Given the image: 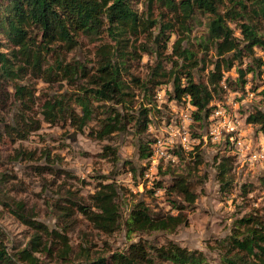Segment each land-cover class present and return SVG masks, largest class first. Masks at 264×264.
Listing matches in <instances>:
<instances>
[{"label": "trees", "instance_id": "16d2710c", "mask_svg": "<svg viewBox=\"0 0 264 264\" xmlns=\"http://www.w3.org/2000/svg\"><path fill=\"white\" fill-rule=\"evenodd\" d=\"M134 1L0 0V110L9 102L14 106L11 120L0 117V134L9 140H25L41 128V122H67L78 132L86 130L95 139L104 140L132 124L135 134L141 136L138 156L145 160L153 142L148 127L156 129L153 121L167 117L154 99L156 90L165 89L162 105L168 118L167 104L179 105L183 96L189 97L195 108L190 130L197 137L198 129L207 125L210 103L224 94L220 85L224 73L231 91H243L249 74L251 91L256 90L253 80L260 77L264 65V0H145L148 10L141 13L135 10ZM156 5L160 11L155 18ZM199 18L204 19L205 32L193 46L188 44L191 24ZM84 43L91 47V59L80 60L74 55ZM153 55L144 76L131 72L144 56ZM195 69H208L202 81L194 80ZM38 81L65 90L37 105ZM256 96L261 98L242 112L246 113L245 123L264 135V89ZM35 108L41 120L36 118ZM103 150V156L115 158L113 148L105 146ZM16 154L25 156L20 151ZM47 154L44 156L49 160ZM202 155L200 145L186 155L178 153V161L188 159L187 169L173 175L166 185L157 182L147 191V198L162 191L168 197L170 211L154 212L146 199L131 205L122 224L127 238L142 233H173L186 223L185 212L197 199L191 175L202 164ZM26 156L33 159L32 153ZM235 163L234 156L218 151L212 156L216 181L223 193L236 186ZM36 169L56 176L66 174H59L50 164ZM2 176L0 181L4 182ZM255 189L247 183L239 187L245 197ZM119 191L113 183H98L88 204L68 191L64 202L69 207L58 210L66 219L78 213L95 230L112 234L121 224ZM1 193L2 188L0 197ZM10 211L32 234L25 247L9 252L0 228V264H43L51 258L61 264H208L201 251L171 241L153 245L137 240L123 251L106 256L90 258L80 253L75 257L65 229L62 233L49 230L26 216L21 203ZM209 248L215 251L219 264H264V209L255 208L235 219L229 234L213 241Z\"/></svg>", "mask_w": 264, "mask_h": 264}, {"label": "rangeland", "instance_id": "374dc122", "mask_svg": "<svg viewBox=\"0 0 264 264\" xmlns=\"http://www.w3.org/2000/svg\"><path fill=\"white\" fill-rule=\"evenodd\" d=\"M156 7L157 5L153 10L155 18L160 11ZM134 8L137 13L146 12L148 4L145 0H135ZM203 23L204 19L199 18L191 24L188 44L194 46L197 43L196 38L205 32ZM235 35L238 37L237 31ZM173 39L174 36L171 37V41ZM184 45H186L185 42ZM90 53L91 47L84 43L74 55L84 60L92 58ZM167 53L162 58H165ZM153 61L154 55L144 56L131 72L144 76L147 66ZM207 70L203 72L195 69L194 80L202 81ZM168 89L171 90V88ZM64 90L65 88L58 85H48L38 81L35 93L38 97L36 104L40 105L44 98ZM11 104L9 102L0 110V117L5 121L13 117L14 106H10ZM160 108L167 117H157V120L153 122L157 130L161 132L168 121V113L164 105H160ZM35 109L36 118L41 120L38 114L39 109ZM132 127V124H129L124 132L113 134L104 140L95 139L86 130L82 133L78 132L67 122L55 125L41 122V128L31 133L25 140H9L3 133L0 134V175H4L2 176L4 182L0 181V188H2L0 228L4 233L9 252L25 247L32 234V230L23 225L10 211L15 209L16 203H21L24 205L26 216H32L35 221L42 223L49 230L62 233L65 229L68 243L75 257L80 253H87L90 258L98 255L106 256L115 251H123L130 243L137 240L153 245L171 241L188 250L201 251L208 264H219L218 256L215 251L210 250L209 245H213L215 240L226 237L235 219L255 208L264 209V170L260 167L250 169L237 164L233 176V183L236 186L232 191L223 193L216 181V169L212 164L214 153L209 148H205L202 151V164L191 175L197 199L185 212L186 223L179 226L173 233H142L127 238L122 224L128 217L131 205L136 200L146 199L154 212L170 211L168 197L162 191L158 190L156 196L151 198L146 197L147 191L151 190V185L154 183L158 182L161 185L169 183L173 175L183 173L187 169L185 163L188 162V159L184 163L178 161L174 165L163 162L149 178H144L141 175L144 160H141L137 153L141 136L136 135L135 128ZM0 129H3V126ZM198 130L203 131L202 128ZM249 132L248 130L247 134ZM105 146L115 150V158L103 156ZM17 151L25 153V156L18 157ZM46 152L49 160H46L44 156ZM30 153L33 154L32 160L26 159V155ZM47 164H50L59 174L61 172L66 174L56 176L49 172L40 173L36 169ZM98 183H113L120 188L117 203L121 224L120 229L112 234H103L95 230L78 213L66 219L58 210L59 207H69V203L64 202L68 191L71 192V196L84 200L88 204ZM243 183L256 187L253 190L255 192L246 197L240 194L239 187ZM172 197L178 200L176 196L172 195ZM43 264H61V261L51 258L44 260Z\"/></svg>", "mask_w": 264, "mask_h": 264}, {"label": "built area", "instance_id": "2783aa9c", "mask_svg": "<svg viewBox=\"0 0 264 264\" xmlns=\"http://www.w3.org/2000/svg\"><path fill=\"white\" fill-rule=\"evenodd\" d=\"M264 60V56H262ZM224 73L220 85L224 94L220 99L210 103L211 111L207 118V125L200 131V136H194L190 127L193 124L192 111L195 108L190 104L187 95L182 97L181 104L168 103L169 118L160 132L148 127V131L153 134V142L149 156L143 161L144 171L142 176L149 178L161 163L178 162V153L187 154L195 146L200 145V150L209 148L212 153L216 151L235 157V164L245 166L250 169L260 167L264 170V138L261 133L255 132L252 126L245 123L246 113L242 109L249 108L250 105L261 97L256 96L264 89V65L262 74L253 80L257 86L255 91H251L252 82L250 74L244 83L243 91H231L225 84ZM165 89H158L154 99L158 107L165 103ZM250 131V135L247 131ZM250 136V138H249Z\"/></svg>", "mask_w": 264, "mask_h": 264}]
</instances>
